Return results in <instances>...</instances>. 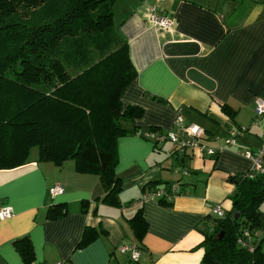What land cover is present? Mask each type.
<instances>
[{
	"label": "crops",
	"instance_id": "obj_1",
	"mask_svg": "<svg viewBox=\"0 0 264 264\" xmlns=\"http://www.w3.org/2000/svg\"><path fill=\"white\" fill-rule=\"evenodd\" d=\"M151 7L173 25H153ZM113 16L137 70L122 105L144 108L141 118L125 122L137 132L118 141L121 204L102 200L97 174L77 171L73 159L62 166L39 161L32 148L23 165L0 169V203L14 210L0 220V264H25L14 244L23 236L33 247L32 264H203L212 208H232L229 177L253 164L244 151L259 149L264 134V116L255 115L256 100L264 99V0H114ZM177 117L203 127L216 148L235 126L246 129L215 154L144 137L151 128L174 129ZM159 181L167 184L153 186ZM178 182L181 191L170 192ZM55 184L64 192L51 197ZM154 187H166L172 199L162 202ZM60 204L67 212L50 217V206ZM139 210L147 222L141 240L131 224ZM87 228L99 234L79 246ZM123 245L137 246L139 260Z\"/></svg>",
	"mask_w": 264,
	"mask_h": 264
},
{
	"label": "trees",
	"instance_id": "obj_2",
	"mask_svg": "<svg viewBox=\"0 0 264 264\" xmlns=\"http://www.w3.org/2000/svg\"><path fill=\"white\" fill-rule=\"evenodd\" d=\"M113 3L0 0V169L23 165L37 147L39 161L62 166L73 159L77 171L97 174L106 191L102 200L120 205L118 141L137 132L138 126L125 122L141 118L144 108L122 105L137 70L115 28ZM229 180L235 184L232 208L206 232L202 263L264 264V236L258 233L264 228V173L253 178L236 173ZM161 182L153 186L167 184ZM66 212L63 204L51 205L48 215ZM131 224L141 240L147 230L141 210ZM245 229L257 234L254 250L238 243ZM98 234L87 228L79 246ZM14 244L25 264H32L28 236Z\"/></svg>",
	"mask_w": 264,
	"mask_h": 264
},
{
	"label": "built area",
	"instance_id": "obj_3",
	"mask_svg": "<svg viewBox=\"0 0 264 264\" xmlns=\"http://www.w3.org/2000/svg\"><path fill=\"white\" fill-rule=\"evenodd\" d=\"M149 20L151 23L161 29L170 28L174 19L171 16L159 13L155 7H151L149 10ZM255 115L258 120L262 116H264V99L258 98L256 100L255 107ZM246 127H234L231 129L230 136L226 140V145H219L217 148L209 145L205 140V129L200 125L191 123L185 125L182 121L181 117H177L175 120L174 129L168 132L157 131L156 129H150L146 133H144V137L151 139L155 142L162 141H171L176 147H180L181 149L188 148H198L202 153L206 152L208 154H215L218 149H222L225 146L233 145L237 142V137L240 133L245 131ZM244 155L251 158L253 164L251 168L245 173L248 177H255L257 174L264 173V134L262 138V144L259 149L253 151L251 149L245 150ZM187 173V171H184ZM179 184L175 183L171 186V191L178 192ZM64 192V187L61 184H55L50 187L49 193L51 197H54L58 194H62ZM170 192L165 189H155L153 194L159 197H163L167 200H171L172 196ZM213 213L217 218H222L226 215V211L224 207L220 203H215L212 208ZM14 210L12 206L4 205L0 203V220L10 218L13 216ZM214 224L210 226L209 231L212 232L214 230ZM258 237L256 233H253L251 230L245 229L242 234L238 238V243L243 247H247L250 250H254L256 241ZM122 252H130V259L132 261H138L140 258V250L137 246L134 245H123L121 248Z\"/></svg>",
	"mask_w": 264,
	"mask_h": 264
},
{
	"label": "rangeland",
	"instance_id": "obj_4",
	"mask_svg": "<svg viewBox=\"0 0 264 264\" xmlns=\"http://www.w3.org/2000/svg\"><path fill=\"white\" fill-rule=\"evenodd\" d=\"M34 155H36V156L38 155V148L37 147L33 148L32 156H34ZM261 208L264 210V201L261 204ZM258 233H259L260 236H264V228L259 229Z\"/></svg>",
	"mask_w": 264,
	"mask_h": 264
},
{
	"label": "water",
	"instance_id": "obj_5",
	"mask_svg": "<svg viewBox=\"0 0 264 264\" xmlns=\"http://www.w3.org/2000/svg\"><path fill=\"white\" fill-rule=\"evenodd\" d=\"M239 215H240V213L237 212V213L235 214V218L238 219V218H239ZM215 229H216V231H218V227H216ZM223 233H224L223 231L220 233V235H221L220 237L223 236Z\"/></svg>",
	"mask_w": 264,
	"mask_h": 264
}]
</instances>
